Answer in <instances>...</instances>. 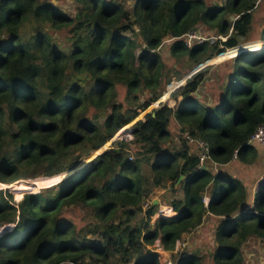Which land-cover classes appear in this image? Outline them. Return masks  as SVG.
Listing matches in <instances>:
<instances>
[{"label": "trees", "instance_id": "trees-1", "mask_svg": "<svg viewBox=\"0 0 264 264\" xmlns=\"http://www.w3.org/2000/svg\"><path fill=\"white\" fill-rule=\"evenodd\" d=\"M76 1L72 16L51 0H0V184L20 195L42 187L18 202L0 188V264H163L160 248L173 264H205V254L176 249L208 217L209 264H244V244L264 239V186L251 207L247 186L224 166L235 154L262 159L249 140L264 125V47L245 46L159 100L172 73L180 80L228 49L264 43V21L252 37L264 0ZM192 32L201 39L188 46ZM157 187L170 188L176 214L152 223ZM74 208L80 221L67 215Z\"/></svg>", "mask_w": 264, "mask_h": 264}, {"label": "rangeland", "instance_id": "rangeland-1", "mask_svg": "<svg viewBox=\"0 0 264 264\" xmlns=\"http://www.w3.org/2000/svg\"><path fill=\"white\" fill-rule=\"evenodd\" d=\"M51 1L55 5H57L61 10H63L65 13L72 15V16L75 15V13H76L79 5H80L79 2H77L76 0H51ZM211 1L212 2H222V0H211ZM263 21H264V2H260L258 8L256 9V17H255L254 30L252 32V37L259 36L258 33H259V30L262 26ZM197 32L203 37L206 36V32H205V30L202 29V27L199 28ZM56 33L58 34L59 32L56 31ZM60 36L66 37L64 34H61ZM254 43H261V44H257L253 50H259V49H262L264 47L263 40L259 39V37L252 39L251 41L244 42L241 45L247 46V45L254 44ZM238 47H240V46H238ZM228 50L226 52L221 53V54L226 53L222 58H220V59L216 58L217 56L221 55V54H219V55L215 56L214 58H212V60H210L209 66H213V67L211 68V70L208 74L209 76L213 72V69H218L215 66H217L220 62L226 61V60L235 56V55H229ZM160 53L162 54L163 58L166 60L168 66L173 64V59L170 56L168 43H165L160 48ZM183 70H184V68H183ZM190 73L191 72L184 75L180 80H176L177 72L172 73L171 74V80L173 81V83H172L170 89H168L164 92L163 96L161 97V99L159 101H162V100L165 101L166 98L168 96H170V94L172 93V92L170 93V91L174 87V85L176 83L184 80ZM212 82H213V80H209V82L201 88V92L203 94H211V91L209 90V85ZM159 101L154 103L146 112H143L139 116V118H142L148 111L157 107L159 105ZM131 124H134V123H131ZM128 126H131V125H128ZM256 147H258V149L260 151H261V149L262 150L264 149L260 145H257ZM103 148H105V145H104V147H102V149ZM93 157H94V154H91L89 157L84 158L83 161L81 162V164L79 165V167L76 168V170H79V169L83 168L84 166L89 165L91 163ZM261 161H262L261 166L259 163H257L258 164L257 167L254 166L251 168L254 171L251 173V178H252V180H254L252 182L251 191L254 190L255 184L259 180H262V178H264V161L263 160H261ZM242 164H244V163L240 162L238 159H235V161L232 162L231 171L234 173L237 170L239 171V167L242 166ZM145 169L150 172V169L147 165H145ZM71 172H66V174L62 177V179H60L58 181L60 182L63 179L67 178V176ZM257 174H258V176L255 177V175H257ZM56 183H53V184H56ZM53 184H51V185H53ZM51 185H48V186H51ZM0 187L9 188L10 192H12L14 194V198L17 202L23 198V196L26 192H36L40 188H42V187H35V189L28 190V191H26L20 195L17 192H14L8 186H1V184H0ZM43 187H46V186H43ZM155 189L156 190H154L150 199L152 201L155 198L160 199L161 200V202L159 203L160 206L161 205L165 206L166 204H170L169 203L170 198H171L170 188L169 187H157ZM182 194H183V191L181 190L179 195L181 196ZM67 215L72 217L74 220L80 221L82 214L79 211V208H74V209L69 210V213ZM158 219H159L158 214H156L152 219V223H155ZM214 224H215V221H213L211 218L208 217L207 222L202 227L198 228L195 231H192L191 233H186V235L184 234V239H183L184 244H182L181 246H178L176 251L182 249V250H187L188 252H192V253L205 254L206 255L205 264H209L210 260H211L212 251H214V243H215L214 238H213V225ZM6 227H4L3 230H5ZM162 249L163 248L158 249L162 255V257H161L162 263L163 264H173L174 260L172 259V253L169 251H165L164 249L162 250ZM243 254H244V258H245L244 264H264V239H262V238H250L243 246Z\"/></svg>", "mask_w": 264, "mask_h": 264}, {"label": "built area", "instance_id": "built-area-1", "mask_svg": "<svg viewBox=\"0 0 264 264\" xmlns=\"http://www.w3.org/2000/svg\"><path fill=\"white\" fill-rule=\"evenodd\" d=\"M188 36H189V41L187 43L188 46L192 45V40L194 38L201 39V37L199 35H197V33H195V32L190 33ZM191 141H194V140L191 138ZM196 143L199 146L205 148V152H203L201 154V156H200L201 163H204V161L208 159V155H207V152L209 150L208 145L202 140L196 141ZM249 143L253 144L255 146L260 145V146H262L264 148V125H260L257 128V130L254 132L253 136L250 138ZM235 159H237V154H235ZM263 186H264V178H262V180H259L255 184L254 193L257 195V192L261 191ZM209 200H210L209 197L205 198V202L206 203H208ZM254 201L251 203V205H250L251 207L254 206ZM157 214H158V217L170 218V217H173L176 213H175V211L173 210V208H172V206L170 204H166L165 206L161 205L159 207V210H158Z\"/></svg>", "mask_w": 264, "mask_h": 264}, {"label": "water", "instance_id": "water-1", "mask_svg": "<svg viewBox=\"0 0 264 264\" xmlns=\"http://www.w3.org/2000/svg\"><path fill=\"white\" fill-rule=\"evenodd\" d=\"M240 47H242V50L241 51H239V52H237L236 54H235V56L236 55H240L241 53H243V52H245V51H247L246 50V48H245V46L244 45H239ZM212 60V59H211ZM209 64H210V60H208V61H206V62H204V63H201V64H199L197 67H195L192 71H191V73L184 79V80H182V81H180V82H178V83H176L175 85H174V87L171 89V91H170V93L171 92H173L175 89H177L179 86H181L182 84H184V83H186V81L190 78V77H192L193 75H195V74H197L198 72H200L201 70H204L205 68H207L208 66H209ZM163 101V100H162ZM140 118H138V120H139ZM138 120H136L135 122H133L134 124L138 121ZM134 124H129V125H131V126H129L128 128H126V130H121V131H119L117 134H116V136L108 143L109 145H111L112 143H114L115 141H117L118 139H121V138H123L126 134H130L131 133V131H132V127L134 126ZM128 126V125H127ZM124 129V128H123ZM125 131V132H124ZM108 144H106L105 145V148H100L98 151H96L95 152V155H94V157H93V159L95 158V157H97L99 154H101V153H103L107 148H108ZM108 145V146H107ZM104 147V146H103ZM92 159V160H93ZM75 171H77L76 169L75 170H73L72 172L71 171H69V172H71L69 175H71L72 173H74ZM68 175V176H69ZM67 176V177H68ZM185 178V176L184 175H181L180 176V178H179V180L177 181V184H176V186H178L179 185V183H180V181L181 180H183ZM59 182V181H58ZM57 182V183H58ZM0 188H2V187H0ZM153 204H158V202L155 200V201H153ZM8 227H6V229H7Z\"/></svg>", "mask_w": 264, "mask_h": 264}, {"label": "crops", "instance_id": "crops-1", "mask_svg": "<svg viewBox=\"0 0 264 264\" xmlns=\"http://www.w3.org/2000/svg\"><path fill=\"white\" fill-rule=\"evenodd\" d=\"M259 152H260V150H259ZM260 153L262 155V159L261 160L264 161V149L263 150L261 149V152ZM259 164L261 166L262 161H260ZM254 166L257 167L258 164L257 165H253V164H245L244 163V164H242V166L239 167V171L237 170V171H235V173L231 171L232 163H229V164H227V165L224 166V169L226 171H228L229 173H231V174L239 177L241 180H243V182L247 186L248 192H249V197H248L249 204H251L255 200V197H256V194L254 193V190L251 191L252 182L254 181L251 178V173L254 172L251 168L254 167ZM256 176H258V174L255 175V177ZM154 190H156V189H154ZM155 200L158 202V204L161 202V200L158 199V198L153 199V201H155ZM159 207H160V205H159Z\"/></svg>", "mask_w": 264, "mask_h": 264}]
</instances>
